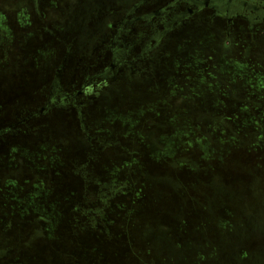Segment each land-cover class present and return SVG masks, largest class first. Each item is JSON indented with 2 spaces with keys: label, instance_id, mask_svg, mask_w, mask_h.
<instances>
[{
  "label": "rangeland",
  "instance_id": "374dc122",
  "mask_svg": "<svg viewBox=\"0 0 264 264\" xmlns=\"http://www.w3.org/2000/svg\"><path fill=\"white\" fill-rule=\"evenodd\" d=\"M133 1L0 0V264H264V19L170 26L102 81Z\"/></svg>",
  "mask_w": 264,
  "mask_h": 264
},
{
  "label": "flooded vegetation",
  "instance_id": "af4514ba",
  "mask_svg": "<svg viewBox=\"0 0 264 264\" xmlns=\"http://www.w3.org/2000/svg\"><path fill=\"white\" fill-rule=\"evenodd\" d=\"M32 1L35 3L37 0ZM119 8L126 9L121 12L122 15L117 13L116 16L118 18L121 15L123 18L118 21L109 19L104 25V29L107 26L108 31L111 32V34H107L106 38L111 44L95 57L102 64V70L98 74L102 81L115 76L118 67H120L119 72L125 65L129 64L133 67L137 57L146 60L147 58L143 59V57H148L158 48L170 26L185 25L188 21L205 14L221 20L225 19L230 26L236 18L249 20L257 16V18L264 19V0H135L129 6ZM228 35H230V30L226 31V36ZM121 36L124 41L132 39L130 45L123 49L117 48V44L115 47L113 46L119 42L121 47ZM135 52L138 53V56L129 60L130 55ZM59 71L61 72V70ZM86 86L87 84L83 80L80 89L69 98L82 95ZM46 108L42 107L40 111L29 117L41 116ZM5 131L2 130V134ZM90 139L91 137H89ZM7 144L9 145L7 142H2L4 147Z\"/></svg>",
  "mask_w": 264,
  "mask_h": 264
},
{
  "label": "trees",
  "instance_id": "16d2710c",
  "mask_svg": "<svg viewBox=\"0 0 264 264\" xmlns=\"http://www.w3.org/2000/svg\"><path fill=\"white\" fill-rule=\"evenodd\" d=\"M249 204H250V201H249ZM246 205V204H245Z\"/></svg>",
  "mask_w": 264,
  "mask_h": 264
}]
</instances>
